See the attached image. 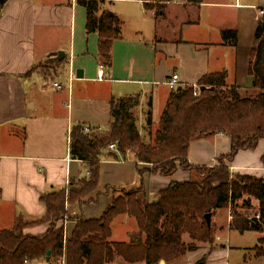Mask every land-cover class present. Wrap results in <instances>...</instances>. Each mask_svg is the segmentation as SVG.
I'll return each instance as SVG.
<instances>
[{
	"label": "crops",
	"instance_id": "obj_1",
	"mask_svg": "<svg viewBox=\"0 0 264 264\" xmlns=\"http://www.w3.org/2000/svg\"><path fill=\"white\" fill-rule=\"evenodd\" d=\"M119 1L130 6L131 22L127 25L121 13H115L122 21V33L114 40L111 66L100 55L99 34L87 32V10L79 0H8L2 6L0 196L1 202L18 205L16 219L44 217L43 195L68 189L73 179L89 176L88 163L71 155V133L77 124L107 132L113 121V98L139 96L136 115L143 133L148 113L155 116L161 102L168 104L173 91L168 82L174 74L180 76L179 86H193L207 75L225 71L229 85L237 84L243 93L255 90L250 63L264 0H175L163 6L155 0ZM226 30L237 31L236 46L231 38L224 39ZM60 51L65 53L63 59L52 55ZM81 69L83 78L78 77ZM56 82L63 88H56ZM231 147L228 136L217 134L193 141L188 158L192 165L216 166ZM229 165L232 174L264 178V139L256 149L240 151ZM150 169L149 164L137 163L133 153L101 160L98 189L83 204L68 203L69 216L100 219L113 203L116 189L144 185L153 202L173 182L190 179V173L181 169L172 176L152 174ZM129 223L136 229L133 217L116 218L112 240H117L116 233L125 239L135 232L126 230ZM230 223L231 217L218 227L214 246L160 264H264V254L258 252L264 232L241 233ZM76 224L65 222L67 238ZM47 229V224L38 225L25 233L42 235ZM237 233L255 235V246L233 244Z\"/></svg>",
	"mask_w": 264,
	"mask_h": 264
},
{
	"label": "trees",
	"instance_id": "obj_2",
	"mask_svg": "<svg viewBox=\"0 0 264 264\" xmlns=\"http://www.w3.org/2000/svg\"><path fill=\"white\" fill-rule=\"evenodd\" d=\"M7 1L0 0V5ZM155 1L163 6L175 0ZM79 2L87 10V32L99 34L100 55L111 66L112 48L114 40L121 36L122 21L101 8L104 0ZM223 37L237 45V31L226 30ZM250 74L254 78L253 96H244L250 91L243 93L237 84L229 85L225 71L202 78L197 96L193 86L173 90L153 142L144 140L138 125L139 96L112 99L113 121L103 135L94 127L85 132L83 124L75 125L70 152L73 158L88 163L89 176L73 179L68 189L43 195L41 200L47 208L44 217L32 221L18 217L12 229L0 231V264H44L48 251L50 261L66 254L67 264H110L117 258L129 264L175 263L196 251L198 243H215L218 228L213 218L212 225L208 224L206 215L212 213L214 217L230 207L231 229L264 232V178L232 174L229 165L240 151L254 150L264 139V16L256 32ZM147 123H152V111ZM217 134L231 139V152L221 157L216 166L192 165L188 158L191 143ZM113 144L116 150L110 148ZM129 153L134 154L137 163L149 164L152 174L172 176L181 167L197 172L198 178L173 182L153 202L144 185L133 190L116 189L113 203L100 219L70 217L67 204H83L98 189L101 160L127 157ZM246 195L259 201V217L239 211L237 202ZM243 208H251V204L244 203ZM121 215L137 222L138 230L130 234L129 241L112 240V224ZM67 220L77 224L65 240ZM46 224L48 229L42 235L25 233L27 228ZM259 242V254L263 255L264 237Z\"/></svg>",
	"mask_w": 264,
	"mask_h": 264
},
{
	"label": "rangeland",
	"instance_id": "obj_3",
	"mask_svg": "<svg viewBox=\"0 0 264 264\" xmlns=\"http://www.w3.org/2000/svg\"><path fill=\"white\" fill-rule=\"evenodd\" d=\"M129 7L130 6L128 4L123 3L119 0H106L105 4H101V8L103 10L108 8L112 13H116L118 15L120 12L121 15L123 16V20L126 22L127 25H129L131 22V17H129V14L132 11H131V9L129 10ZM46 67H48V66H46ZM59 80H60V82H63L65 80V78L61 77ZM253 91H255V90H253ZM251 95L253 96L254 93L250 92L244 96H251ZM162 103L163 102H161L160 105H158L157 108L155 109V111H154L155 116H154V114H152V123L149 125H148V123H146V127H144V129H143L142 136L146 142H153L155 139L157 130L159 129V125H160V120H159L158 115H160V113L163 112L167 106L166 103H165V105H164V103L163 104ZM98 133L100 135H103L106 132H98ZM226 163L228 164L229 162L226 161ZM180 169L190 173V178H194V179L198 178L197 172L184 170L183 168L179 167L178 170H180ZM244 200H246V202H244ZM244 203H246L247 205L251 204V208H243ZM237 204L240 207L239 211L241 213L248 215L250 217H255V216L259 215V201L256 200L255 198H250L249 196L246 195L245 198L240 200L239 202H237ZM17 208H18V205L14 204L12 202H1V196H0V231L5 230V229H12L15 226V224L17 222V219H16L17 216L16 215L18 214ZM230 217L232 220L233 219V212H232L231 207L228 208L227 210L217 212L215 214V216L213 217V222L215 223V219H217L218 223L216 225L218 228L221 225V223H224ZM136 224H137V222H136ZM130 225H131V223H129V225H128L129 229H126V230H129V231L132 230L133 231L135 229V227L131 228ZM135 230L137 231L138 228L136 227ZM216 237H217V235H216ZM254 237H255V235H253L252 233L246 234L245 236H241L240 234L237 233L236 236L233 238V244L242 243L245 246L253 247L256 244V239ZM121 238L122 237H120L118 235V233H116V239L117 240H123V241H129L130 240V236L128 238H125V239H123V238L121 239ZM186 240L190 241L189 237H186ZM198 246H199V248L197 250H199L200 248H203V247H212V246H214V244L210 245V244H206V243H198ZM260 251H261V248H258V252H260ZM201 260L205 261L206 257H203ZM114 263L115 264H128L121 258H117L114 261ZM140 264H144V263H140Z\"/></svg>",
	"mask_w": 264,
	"mask_h": 264
},
{
	"label": "built area",
	"instance_id": "obj_4",
	"mask_svg": "<svg viewBox=\"0 0 264 264\" xmlns=\"http://www.w3.org/2000/svg\"><path fill=\"white\" fill-rule=\"evenodd\" d=\"M264 12V11H263ZM104 74V69L103 67H100L99 69V75L100 77H103ZM74 75H72L73 77ZM179 82H180V76L178 74H174L173 77L170 79V81L168 82V85L170 86L171 90H176L179 87ZM55 87L58 89H62L63 86L60 83H55ZM194 87V91H195V95L197 96L199 94V90L200 87L198 85H193ZM85 132H89L90 128L89 127H85ZM111 149H116V145L113 144L110 147ZM67 239L66 234H65V240ZM44 264H67V258H66V254H64L62 257H60L59 259H55L49 262H45Z\"/></svg>",
	"mask_w": 264,
	"mask_h": 264
},
{
	"label": "water",
	"instance_id": "obj_5",
	"mask_svg": "<svg viewBox=\"0 0 264 264\" xmlns=\"http://www.w3.org/2000/svg\"><path fill=\"white\" fill-rule=\"evenodd\" d=\"M1 9H2V5H0V11H1ZM52 55L53 56H57L59 59H63L65 57V53L63 51L54 52ZM78 77L79 78H83L84 77V71L82 69L78 71ZM205 89H206L205 87L202 88V90H205ZM212 218H213V214L212 213H208L206 215V220H207L209 225H212ZM50 260H51V251H48L47 257H46V261L49 262Z\"/></svg>",
	"mask_w": 264,
	"mask_h": 264
}]
</instances>
